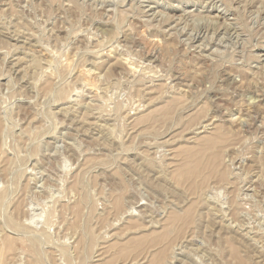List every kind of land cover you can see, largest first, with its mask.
I'll return each mask as SVG.
<instances>
[{
    "label": "rangeland",
    "instance_id": "rangeland-1",
    "mask_svg": "<svg viewBox=\"0 0 264 264\" xmlns=\"http://www.w3.org/2000/svg\"><path fill=\"white\" fill-rule=\"evenodd\" d=\"M0 264H264V0H0Z\"/></svg>",
    "mask_w": 264,
    "mask_h": 264
},
{
    "label": "bare ground",
    "instance_id": "bare-ground-1",
    "mask_svg": "<svg viewBox=\"0 0 264 264\" xmlns=\"http://www.w3.org/2000/svg\"><path fill=\"white\" fill-rule=\"evenodd\" d=\"M98 3H99V1H98ZM253 4V3H252ZM91 6V5H90ZM249 6H251V4L249 5ZM115 7V6H114ZM107 16V15H106ZM142 16V15H141ZM143 17V16H142ZM201 19V18H200ZM164 20V19H163ZM203 22V21H202ZM207 23V22H206ZM208 25V24H207ZM210 25V24H209ZM223 25V24H222ZM222 25H220V26H222ZM227 25H228V23H227ZM203 26V25H202ZM224 26H225V24H224ZM229 26V25H228ZM214 27V26H213ZM227 27V26H226ZM231 27V26H230ZM223 28V27H222ZM222 28H220V29H222ZM232 28H233V26H232ZM228 29H230V28H228ZM219 30V29H218ZM225 30V29H224ZM223 30V31H224ZM177 31V30H176ZM234 31H236V30H234ZM53 32V31H52ZM194 32V31H193ZM202 32V31H201ZM163 33V32H162ZM189 33V32H188ZM200 33V32H199ZM217 32H215V34H216ZM195 34H197V33H195ZM194 34V35H195ZM219 34V33H218ZM175 35V34H174ZM231 35V34H230ZM172 36V35H171ZM202 36H204V35H202ZM201 36V37H202ZM219 36V35H218ZM22 37V36H21ZM177 37V36H176ZM192 37V36H191ZM200 38V37H199ZM18 39V38H17ZM197 39L198 38H196L195 36H193V38L191 39L192 40V42H194L195 40L197 41ZM209 39V38H208ZM204 40V39H203ZM18 41V40H17ZM210 41H212V40H210ZM183 43V42H182ZM34 46V45H33ZM36 47V46H35ZM116 49V48H115ZM205 49V48H204ZM238 50V49H237ZM114 53V52H113ZM106 55V54H105ZM109 55V54H108ZM99 58V57H98ZM118 59V58H117ZM154 61H156V60H154ZM130 62V61H129ZM149 62H151V61H149ZM97 63V62H96ZM106 63V62H105ZM123 63V62H122ZM126 64H128V63H126ZM110 65V64H109ZM117 65V64H116ZM121 65V64H120ZM150 65V64H149ZM139 66H141L140 64H139ZM121 67V66H120ZM127 67H130V66H127ZM132 67V66H131ZM127 68L130 72H135V70L133 69V68ZM133 67H135V66H133ZM137 67V66H136ZM122 68V67H121ZM226 68V67H225ZM107 69V68H106ZM116 69V68H115ZM124 69H126V68H124ZM142 69V68H141ZM144 69V68H143ZM149 69V68H148ZM154 69V68H153ZM90 70V69H89ZM97 70V69H96ZM127 70V71H128ZM137 70H138V68H137ZM136 70V71H137ZM88 71V70H87ZM99 71V70H98ZM149 71H152V70H149ZM148 71V72H149ZM225 71V70H224ZM89 72V71H88ZM234 71H232V73H233ZM149 73H151V72H149ZM153 73V72H152ZM86 74V73H85ZM129 74H133V73H129ZM128 74V75H129ZM230 74V73H229ZM143 75V74H142ZM152 75V74H151ZM254 75V74H253ZM261 75V74H260ZM133 76H135V75H133ZM230 78L233 76V75H228ZM138 77V76H137ZM151 77H153V76H151ZM133 78V77H132ZM143 78V77H142ZM230 78L228 79V80H230ZM256 78V77H255ZM155 80V79H154ZM175 81V80H174ZM152 84V83H151ZM142 86V85H141ZM255 88V87H254ZM258 90V89H257ZM260 90V89H259ZM182 92H184V91H182ZM210 97V96H209ZM213 100V99H212ZM76 109V108H75ZM213 117V116H212ZM259 121V120H258ZM200 126V125H199ZM203 127V126H202ZM246 130V129H245ZM221 132V131H220ZM257 137V136H256ZM192 139V138H191ZM213 142V141H212ZM214 142H216V141H214ZM211 143V142H210ZM213 144V143H212Z\"/></svg>",
    "mask_w": 264,
    "mask_h": 264
}]
</instances>
